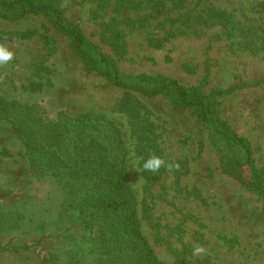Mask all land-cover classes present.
Instances as JSON below:
<instances>
[{
  "label": "rangeland",
  "instance_id": "obj_1",
  "mask_svg": "<svg viewBox=\"0 0 264 264\" xmlns=\"http://www.w3.org/2000/svg\"><path fill=\"white\" fill-rule=\"evenodd\" d=\"M41 1L60 8L123 81L171 78L209 95L213 116L249 142L253 161L244 172L264 179V0ZM28 29L37 31L0 40L14 51L0 67V98L42 105L53 118L112 122L140 227L162 264H264V195L227 173L240 152L197 106L170 90L150 96L113 85L48 15L0 13V32ZM153 153L165 161L157 173L143 170ZM55 180L38 172L11 118L0 114V264H108ZM196 246L206 251L193 255Z\"/></svg>",
  "mask_w": 264,
  "mask_h": 264
},
{
  "label": "trees",
  "instance_id": "obj_2",
  "mask_svg": "<svg viewBox=\"0 0 264 264\" xmlns=\"http://www.w3.org/2000/svg\"><path fill=\"white\" fill-rule=\"evenodd\" d=\"M159 9L162 11L161 6ZM0 13L13 19L29 14L48 15L54 28L72 40L77 55L91 61L113 85L150 96L170 90L180 104L197 106L200 117L214 132L240 152V160L226 163L227 173L264 195L263 177L256 173L247 175L243 169L253 161L249 142L229 128L226 122L213 116L207 101L209 95L190 92L171 78H150L144 85L123 81L109 57L98 52L91 53L83 31L67 22L62 10L49 2L0 0ZM220 14L226 15L223 11ZM36 31L0 32V40L29 38ZM0 114L11 118L38 172L42 176L50 173L58 187L66 192L64 201H71L70 206H74L72 216L83 219L85 226L96 232L95 240L102 255H107L108 264H162L140 227L126 170L124 140L110 120L102 116H70L66 113L53 118L42 105L11 103L1 98Z\"/></svg>",
  "mask_w": 264,
  "mask_h": 264
},
{
  "label": "clouds",
  "instance_id": "obj_3",
  "mask_svg": "<svg viewBox=\"0 0 264 264\" xmlns=\"http://www.w3.org/2000/svg\"><path fill=\"white\" fill-rule=\"evenodd\" d=\"M13 59H14V51L6 43L0 42V67L6 66ZM164 165H165L164 159L160 155L153 153L144 161L143 170L152 173H157ZM172 167L179 170L180 165L179 163L172 165L169 168L170 171ZM205 251L206 250L203 246H196L193 249V255H199L201 253H204Z\"/></svg>",
  "mask_w": 264,
  "mask_h": 264
}]
</instances>
